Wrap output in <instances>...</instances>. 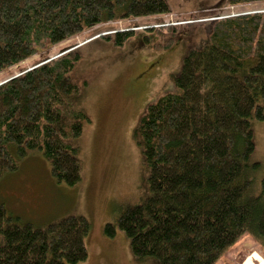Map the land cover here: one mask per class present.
<instances>
[{"label":"trees","instance_id":"1","mask_svg":"<svg viewBox=\"0 0 264 264\" xmlns=\"http://www.w3.org/2000/svg\"><path fill=\"white\" fill-rule=\"evenodd\" d=\"M259 2L222 0L219 8ZM171 11L168 0H0V73L45 42L54 46L99 25ZM149 31L161 38L157 48H170L177 37L175 26ZM135 34L127 29L105 38L123 47ZM62 52L0 84V183L10 184L36 153L49 163L52 184L72 189L82 182L76 141L92 120L70 77L79 49ZM173 82L176 91L149 104L133 132L150 196L108 223L104 234L123 232L140 261L218 264L244 234L264 238V197L251 190L261 166L254 153L255 123L264 122V12L215 20L207 43L184 57ZM49 203L36 204L46 208L37 221L0 200V264L88 260L91 223L64 212L47 218Z\"/></svg>","mask_w":264,"mask_h":264},{"label":"rangeland","instance_id":"2","mask_svg":"<svg viewBox=\"0 0 264 264\" xmlns=\"http://www.w3.org/2000/svg\"><path fill=\"white\" fill-rule=\"evenodd\" d=\"M168 1L172 9L169 14L99 25L54 46L45 42L32 58L0 73L1 84L64 50L79 49L81 58L70 77L80 87L83 108L92 120L76 141L83 164L81 184L72 189L56 185L49 163L36 153L22 163L16 175L12 174L10 184L2 180L0 200L5 199L23 219H41L46 208L36 204L47 198L52 208L47 218L84 216L92 230L86 240L89 257L82 264H157L153 259H136L123 232L118 231L112 239L104 234L108 223L116 222L125 210L145 203L150 196L149 171L134 140V129L149 104L176 91L173 77L179 74L184 57L207 43L215 20L264 12V2L219 8L222 0ZM160 26L177 29L176 40L168 49L157 48L161 38L149 31ZM127 29H134L136 34L123 47L105 38ZM144 38L151 43L146 44ZM255 133L254 160L261 166L252 175L251 190L253 196L264 197V122L255 123ZM1 240L0 236V245ZM254 253L264 261V238L246 233L218 264H244ZM252 263L262 264L256 259Z\"/></svg>","mask_w":264,"mask_h":264},{"label":"bare ground","instance_id":"3","mask_svg":"<svg viewBox=\"0 0 264 264\" xmlns=\"http://www.w3.org/2000/svg\"><path fill=\"white\" fill-rule=\"evenodd\" d=\"M254 259H256V260H260V262H262V264H264V261L261 259V258H259V256L257 255V254H253L252 256H250L247 260H246V262L244 263V264H253L252 263V260H254Z\"/></svg>","mask_w":264,"mask_h":264}]
</instances>
